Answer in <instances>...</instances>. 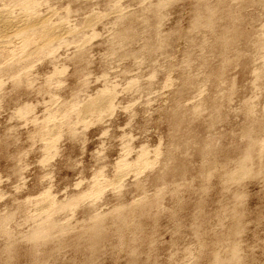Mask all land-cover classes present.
<instances>
[{
	"label": "rangeland",
	"instance_id": "rangeland-1",
	"mask_svg": "<svg viewBox=\"0 0 264 264\" xmlns=\"http://www.w3.org/2000/svg\"><path fill=\"white\" fill-rule=\"evenodd\" d=\"M12 1L0 0V9L9 5L13 14L19 13L21 8ZM39 1L37 16L51 17L54 27L67 25L81 35L63 34L67 44L47 48L40 33L43 38L37 35L35 45L16 51L19 56L0 51V227L2 219L9 218V234L0 231V264H209L210 251H226L222 248L226 243L216 240L227 236L232 226L229 239L237 241L242 264H264V146L254 150L258 157L253 152L256 163L251 176L236 171L234 180L222 177L227 160H233V166L245 151L247 137L242 131L252 127L255 119L261 127L256 122L253 126L258 129L251 131L259 130L264 141V76L256 77L264 68V52L253 47L264 34L262 3L229 0L218 8L211 29L195 27L199 3L215 7L218 0ZM157 2L164 4L160 17L151 11ZM228 7L240 13L247 34L228 54L233 63L225 78L217 76V81L213 73L224 59L218 38L233 21L226 13ZM121 16L137 32L122 43L117 36ZM37 43L46 50L37 49ZM20 50H26L24 56ZM154 72L155 79L149 80ZM92 100L98 104L91 113L85 112L84 106ZM249 106L252 115L256 113L254 120ZM214 109L221 111L223 119L211 128L209 123L218 118ZM82 112L89 116L80 117ZM209 126L218 139L209 152L214 155L206 157L216 164L217 172L203 179L198 145L208 139ZM105 131L107 136L101 135ZM186 137L194 143L191 148L182 145ZM143 152L152 166L138 176L136 171L141 169L123 164L134 163ZM170 155H174L172 162ZM114 181H121L123 187L112 186ZM97 182L104 183L100 196L94 191ZM237 192L241 198L235 204ZM49 200L57 204L56 210ZM132 207L136 211L124 232L126 245L119 246L116 216L122 208L127 212ZM52 222L51 237L44 241L32 237L36 229H46ZM98 223L103 224L99 232L103 238L96 245L90 227ZM195 224L203 226L197 230L206 233L207 249L195 236ZM133 237L139 242L132 246L128 242ZM200 251H205L204 257Z\"/></svg>",
	"mask_w": 264,
	"mask_h": 264
},
{
	"label": "bare ground",
	"instance_id": "bare-ground-1",
	"mask_svg": "<svg viewBox=\"0 0 264 264\" xmlns=\"http://www.w3.org/2000/svg\"><path fill=\"white\" fill-rule=\"evenodd\" d=\"M229 0H218V2H217V6H215V7H206L205 5H204V3L202 2V1H200V3H199V7L201 8V10H199L198 11V14H197V18H196V23H195V27H196V25H201V26H205V27H207V28H211V29H213V27H214V20H215V17H217L216 15H217V12H219V10H218V8L219 7H221V9H222V5H224V4H226L227 2H228ZM249 1V0H248ZM251 1V0H250ZM262 4V6H264V0H259ZM259 1H257L258 3H259ZM12 2H14L15 3V5L16 6H19L18 8L20 9V12L19 13H16V14H13L14 13V11L15 10H11V9H13L12 7H11V9L9 8H7L6 6V8L4 9L3 7V9H0V51H2V52H8L9 54H12V58H13V55H15V53H16V51L17 50H19L20 48H23L24 49V46H27V45H30V44H34L35 42H36V40H39L38 38H37V35H39V36H41L40 35V33L42 34V35H44V39H43V41L45 42V44H47V45H45L44 44V46L46 47L47 46V48H50V47H52V46H56L58 43H60V42H64L65 41V43L67 42V40H69V39H67V38H65L64 36H63V34L64 35H66V34H68V35H74V37H76V36H79V35H81L80 34V30L79 31H76V32H74V30H72V29H70V27H66L65 25V27H62V26H56V27H54L53 25H52V23H51V21H52V18H51V21H50V18H48V17H40L39 16V14H38V16H37V13L35 12V9L36 8H38V7H40L39 6V4H40V1L39 0H13ZM164 1H162V3H163ZM239 2V1H238ZM253 2H254V0H253ZM159 2H157V4H158ZM216 3V2H215ZM249 3V2H248ZM252 3V2H251ZM13 4V3H12ZM11 4V5H12ZM256 4V3H255ZM4 5V4H3ZM41 5V4H40ZM155 5V4H154ZM154 5H153V7H154ZM167 5V4H166ZM165 5V6H166ZM242 5V4H241ZM226 6V5H225ZM230 6V5H229ZM151 7L152 8V12L153 13H155V15L157 16V17H160L161 15H160V13H161V11H163L164 9V4H158V5H156V7ZM224 8V7H223ZM229 8V11L228 12H226L227 14H228V16L229 17H231V18H233V21H232V19H231V23H230V26L227 28V29H225L226 30V32L223 34L221 31V33H220V37L218 38V40H219V42H218V44H220L219 46H220V49H221V51H222V56L224 57V59H222V63H221V66H219V68L217 67V68H215V69H217L216 71L214 70V69H212V70H214L215 72L213 73V77L214 78H225V74H226V70H227V67L229 68V64L230 63H233L231 60H229L228 58H227V56H229L228 54H230V52H232V50L233 49H235V46H236V43H237V41L239 40V39H241V38H243L244 36H246V31H243L242 30V20H243V18H241L240 17V13H235V12H232V10L230 9V7H228ZM238 8H240V7H238ZM237 8V9H238ZM15 9V8H14ZM220 9V8H219ZM225 9V8H224ZM236 9V8H235ZM148 10V9H147ZM18 11V10H17ZM240 11V10H239ZM225 12V11H224ZM241 12V11H240ZM118 13V12H117ZM116 13V14H117ZM119 13H120V11H119ZM196 13V12H195ZM121 14V13H120ZM154 15V14H153ZM222 15V14H221ZM224 15V14H223ZM53 16V15H52ZM157 17H155V18H157ZM119 19H118V22H119V27H120V32L117 34V36H118V40L119 41H121V43H122V41H126V40H129V39H131L132 38V36L134 35V34H136L134 31H135V29L132 27V25H133V23H132V25H131V22H130V20H127V18H125V17H118ZM146 18V17H145ZM239 18L241 19V20H239ZM134 19V18H133ZM132 21H134V20H132ZM157 21V20H156ZM238 21H241V22H238ZM145 22V21H144ZM222 22V21H221ZM227 23V22H226ZM241 23V24H240ZM87 24V23H86ZM239 24H240V26H239ZM61 25H63V23L61 24ZM90 25V24H89ZM143 25V24H142ZM156 25V24H155ZM219 25V24H218ZM88 26V25H87ZM200 26V27H201ZM84 27V26H83ZM156 27V26H155ZM199 27V26H198ZM264 27V26H263ZM197 28V27H196ZM87 29H88V27H87ZM157 29V28H156ZM223 29V28H222ZM149 30V29H148ZM159 32V31H158ZM263 32V31H262ZM261 32V33H262ZM214 33V32H213ZM246 33V34H245ZM258 35H259V33H258V31L256 32ZM261 33H260V35H261ZM149 34V33H148ZM153 34V33H152ZM159 34V33H158ZM157 34V35H158ZM251 34V33H250ZM150 35H151V32H150ZM160 35V34H159ZM256 35V34H255ZM257 35V36H258ZM259 35V37L256 39V41H255V44H254V48L258 51H261V54L264 52V34L262 33V35L260 36ZM38 36V37H39ZM61 36V37H60ZM137 36V35H136ZM135 36V37H136ZM42 38H43V36H41ZM40 37V38H41ZM153 37V36H152ZM156 37V36H155ZM42 38H41V40H42ZM150 38H151V36H150ZM254 38V37H253ZM74 39V38H73ZM134 39V38H133ZM250 39V38H249ZM41 40H40V42H41ZM152 40V39H151ZM17 41L19 42L20 41V45H17V46H19V47H17L16 45H15V43H17ZM153 41H154V38H153ZM158 41V40H157ZM215 41V40H214ZM38 42V41H37ZM162 42V41H161ZM68 43V42H67ZM66 43V44H67ZM84 43V42H83ZM64 44V43H63ZM217 44V43H216ZM238 44H239V42H238ZM252 45H253V42L251 43ZM35 45V44H34ZM38 43H37V46H36V48L38 47ZM43 45V44H42ZM118 45V44H117ZM156 45H158V44H156ZM21 46V47H20ZM41 46V45H40ZM57 46H60V45H57ZM238 46V45H237ZM30 47V46H29ZM146 47V46H145ZM158 47V46H157ZM161 47V46H160ZM242 47V46H241ZM244 47V46H243ZM25 48H27V47H25ZM39 48V47H38ZM37 48V49H38ZM44 48V47H43ZM43 48L41 49V48H39L41 51L43 50ZM55 48V47H54ZM237 48V47H236ZM247 48V47H246ZM253 48V49H254ZM36 49V50H37ZM238 49V48H237ZM251 48H249V50H250ZM35 50V51H36ZM44 50H46L45 48H44ZM43 50V51H44ZM51 50V49H50ZM163 50V49H162ZM255 50V51H256ZM23 51H25V53H26V50H23ZM23 51H19V52H23ZM30 51V50H29ZM34 51V52H35ZM41 51H37V53L39 52H41ZM42 51V52H43ZM48 51H49V49H48ZM234 52H235V50H233ZM256 51V52H257ZM18 52V51H17ZM28 53V52H27ZM38 53V54H39ZM220 53V52H219ZM1 54V53H0ZM3 54V53H2ZM7 54V53H6ZM42 54V53H41ZM45 54V53H44ZM16 55H18L19 56V54L18 53H16ZM20 55H23V53L22 54H20ZM260 55V54H259ZM259 55L257 56V57H259ZM9 57L11 56V55H8ZM24 56V55H23ZM26 56V55H25ZM256 56V55H255ZM14 57H16V56H14ZM21 58H22V56H20ZM239 57V56H238ZM242 57V56H241ZM18 58V57H17ZM20 58V59H21ZM26 58V57H25ZM230 58V57H229ZM260 59V58H259ZM264 59V58H263ZM262 59V60H263ZM18 60V59H17ZM16 60V61H17ZM24 60V59H23ZM20 60H18L17 62H19ZM12 62H14V61H12ZM20 62H22V61H20ZM205 62H207V60L205 61ZM262 62H264V61H262ZM243 63V62H242ZM264 64V63H263ZM3 65V64H2ZM206 65V64H205ZM232 65V64H231ZM216 67V66H215ZM257 71V70H256ZM218 76V77H217ZM261 76L263 77L264 76V68L262 69V70H260V72L258 73V75L256 76L257 77V80L259 79V78H261ZM16 77V76H15ZM228 78V77H227ZM222 79V80H223ZM220 80V79H219ZM217 81H218V79H217ZM215 82V81H214ZM222 83V82H221ZM215 84V83H214ZM263 85V84H262ZM190 87V86H189ZM188 88V87H187ZM259 88H261V87H259ZM235 94V93H234ZM101 99V98H100ZM225 99V98H224ZM96 100H92V101H88L86 104V106H84V107H86L87 109H85V108H83L84 109V111L86 110V111H88L89 113H91L90 111H92V107L94 106V103L96 104V102H95ZM101 100H99L98 99V103L100 102ZM103 101V100H102ZM101 101V102H102ZM210 101V100H209ZM212 102V101H211ZM250 102V101H249ZM91 103H93V105L91 104ZM97 103V104H98ZM103 103V102H102ZM104 103H106V102H104ZM218 103V102H217ZM89 104V105H88ZM96 104V105H97ZM204 104V103H203ZM208 104V103H207ZM210 104V103H209ZM213 104H215V103H213ZM92 105V106H91ZM103 105H105V104H103ZM100 104H99V106H97V107H99L100 108ZM105 106H108L107 104L105 105ZM109 106H110V104H109ZM211 106H212V103H211ZM96 107V106H95ZM96 107V113H97V110H98V108ZM247 107V106H246ZM250 107V106H249ZM94 108V107H93ZM110 108V107H109ZM197 108H199L200 109V107H198L197 106ZM252 107H250L249 109H248V113H249V115H252V113H253V108L251 109ZM196 110H198V109H196ZM85 111V112H86ZM93 111H94V109H93ZM200 111V110H199ZM196 112L197 114L198 113H200V112ZM247 111V110H246ZM85 112L83 113L82 112V114H84V116H80V117H85V115L87 114H85ZM95 112V111H94ZM221 111L219 110V109H214V111H213V113H215L214 115H215V118H217V119H212V121L213 122H210L209 124H210V126H211V128H214L215 127V123H216V121H218V120H220V119H223V118H219V117H221L220 115H222L221 113H220ZM255 112V111H254ZM190 113V112H189ZM195 113V115H197ZM80 114V113H79ZM88 115V114H87ZM92 115H93V113H92ZM182 115V114H181ZM191 115V114H190ZM217 115V116H216ZM246 115H247V112H246ZM255 115H256V113H254L253 115H252V119L254 120L255 118ZM89 116V115H88ZM199 116V115H198ZM223 116V115H222ZM248 116V115H247ZM254 116V117H253ZM200 117V116H199ZM249 116L247 117V118H250ZM213 118H214V116H213ZM257 118V117H256ZM178 120V119H177ZM190 120V119H189ZM250 120L251 119H249V122H250ZM256 120V121H255ZM253 122H255V123H253L252 121H251V123H253L252 124V127H254L253 125L254 124H256V122H258V125L257 126H259V125H261V124H259V121H257L258 119H255ZM261 120V119H260ZM180 121L181 122H185V120H183V119H181L180 118ZM196 122V121H195ZM249 122L247 123V125L249 124ZM187 123H189V122H187ZM250 123V124H251ZM176 124H177V122H176ZM208 124V123H207ZM249 124V125H250ZM181 124H180V122H179V126H180ZM246 125V126H247ZM255 125V130L256 129H258V128H256L257 126ZM178 126V125H177ZM208 126V125H207ZM210 126H209V128H210ZM181 127V126H180ZM189 127V126H188ZM187 127V128H188ZM251 126L249 127V128H246V130H243L242 132H244L245 131V138L247 137V144H246V148H245V151L244 152H242V153H240L241 155H238V157L235 159V161L237 160V162H235L234 164H233V166L231 165L232 163V161L231 160H227V162H226V164L223 166L224 167V169H225V172L223 173L224 175H222V173L220 174V175H222V177H223V180L224 179H228V180H234V178L236 177V171H238V172H240L241 173V175L242 176H246V175H250V172L253 170V168L254 167H252L253 166V164L254 163H256V157H258V153L256 154V152L258 151H255L254 152V150L255 149H257L259 146V148L260 149H263L262 147L264 146L263 144H264V141H263V139H260V137H262V136H260L259 137V135H258V131H257V133H255V134H257L256 136H255V134L253 133V131H255V130H252L251 131V128H252ZM261 126H259V128H260ZM178 128V127H177ZM211 128H210V131H209V133H210V135H209V137H208V139H209V142H207L208 141V139L206 140V141H204V142H202L201 143V141H200V144L198 145L199 147H200V154H202V157H203V168L201 169V172H200V176L202 175V177H203V179L205 178L206 179V177L208 176V177H210V176H214V174L217 172L216 170H215V168H216V164H213V162H211V159H208L207 160V158L208 157H206V156H208V154H209V152L210 153H212L213 152V147H212V145H214L215 143H216V141H217V139H216V137L218 136L217 134H215L214 132H212V130H211ZM253 128V129H254ZM179 129V128H178ZM177 129V130H178ZM189 129V128H188ZM245 129V128H244ZM49 130V129H48ZM209 130V129H208ZM215 130H216V128H215ZM176 131V130H175ZM196 131V130H195ZM52 131H50V133H51ZM177 132H179V131H177ZM208 132V131H207ZM206 132V133H207ZM261 132V131H260ZM49 133V132H48ZM50 133H49V135H50ZM232 133V132H231ZM52 134V133H51ZM188 134H191V133H188ZM53 135V134H52ZM242 135V134H241ZM190 136H192V137H190ZM189 137L193 140L194 138H193V133L190 135ZM198 136V135H197ZM220 136H221V134H220ZM258 136V137H257ZM48 137V136H47ZM185 137V136H184ZM188 137H186V141L185 140H183V138H182V145H183V147H186V148H189L191 145H193L192 144V140L191 139H187ZM203 138V137H202ZM202 138H200V140L202 139ZM205 138V137H204ZM207 138V137H206ZM243 138V137H242ZM198 139V138H197ZM51 140V139H50ZM51 141H53V139L51 140ZM189 141H191V143H189ZM196 141V140H195ZM220 141V140H219ZM181 142V141H180ZM196 142H199V141H196ZM197 144V143H196ZM195 144V145H196ZM216 145V144H215ZM177 147V146H176ZM245 147V146H244ZM191 148V147H190ZM196 148V147H195ZM212 148V149H211ZM178 149V148H177ZM215 149V148H214ZM239 149V148H238ZM198 150H199V148H198ZM244 150V149H243ZM243 150H241V151H243ZM144 151V150H143ZM185 151V150H184ZM262 150H260L259 152H261ZM175 152V151H174ZM233 152V151H232ZM255 153V160H253V158H254V156H253V154ZM263 152V151H262ZM128 153V152H127ZM260 154V153H259ZM209 155H214V154H209ZM233 156H234V154H233ZM236 156V155H235ZM139 158L138 159H136L135 160V162L134 163H132V164H123L124 166L126 165L127 167L129 166V168L130 167H137V168H139V170L140 171H138V173H137V171H136V174H138V176H139V173H142V171H144L145 169H147V168H149V167H151L152 165H150L149 163H148V160L145 158L146 157V154L144 155V152L142 153V155L140 156H138ZM173 157H174V155H173ZM171 155H170V158H169V160L172 162L173 160H174V158H173ZM225 157V156H224ZM260 157V156H259ZM264 157V156H263ZM228 158V157H227ZM230 158V157H229ZM232 158V157H231ZM202 159V158H201ZM215 159V158H214ZM220 159V158H219ZM234 159V158H233ZM261 160V159H260ZM169 161V162H170ZM216 161V160H215ZM254 161V162H253ZM234 162V161H233ZM260 162V161H259ZM159 163V162H158ZM231 163V164H230ZM174 164V163H173ZM120 165V164H119ZM228 165V166H227ZM258 165H260L259 163H258ZM263 165V163H262V161H261V166ZM171 166V165H170ZM211 166L213 167V168H211ZM255 166V165H254ZM260 166V167H261ZM119 167H121V166H119ZM167 167V166H166ZM182 167V166H181ZM230 167H233L232 168V170L230 169ZM122 168V167H121ZM126 168V167H125ZM132 168V169H133ZM251 168H252V170H251ZM258 168H259V166H258ZM257 168V169H258ZM131 169V168H130ZM129 169V170H130ZM131 169V170H132ZM185 169V168H184ZM261 169V168H260ZM126 170V169H125ZM128 170V171H129ZM164 170H165V168H164ZM167 170H169V169H167ZM181 170V169H180ZM186 170H187V168H186ZM198 170V169H197ZM127 170H126V172H128ZM166 171V170H165ZM179 171V170H178ZM185 171V170H184ZM188 171V170H187ZM254 171V170H253ZM251 172V174L252 173H254V172ZM161 172V171H160ZM163 172V171H162ZM162 172H161V174H162ZM181 172V171H180ZM186 172V171H185ZM185 172H183L182 171V173H185ZM167 173V172H166ZM188 173V172H187ZM171 174V173H170ZM187 175V174H186ZM216 175V174H215ZM219 175V176H220ZM161 176H163V175H161ZM251 176V175H250ZM121 177H123V176H121ZM182 177H183V174H182ZM162 178V177H161ZM194 178V177H193ZM201 178V177H200ZM237 178V177H236ZM235 178V179H236ZM120 179V178H119ZM119 179H118V181H119ZM158 179V178H157ZM160 179V178H159ZM239 179V178H238ZM117 180V179H116ZM121 181H122V179H120ZM121 181H120V184H121ZM204 181V180H203ZM208 181V179L206 180V182ZM115 183H112V186H114V185H117V183L118 182H116V181H114ZM205 182V181H204ZM206 182H205V184H206ZM223 182V181H222ZM100 183V182H99ZM98 182H97V184L95 185V187H94V191L96 192V193H98V195L99 194H101V192H102V184H104V183H101V185L99 184ZM146 183V182H145ZM165 183V182H164ZM114 184V185H113ZM119 184V183H118ZM119 184V185H120ZM229 184V183H228ZM105 185H107V184H105ZM109 185H110V183H109ZM181 185V184H180ZM94 186V185H93ZM108 186V185H107ZM111 186V185H110ZM111 186V187H112ZM121 187H123L122 185H120ZM118 187V189L119 188H121V187H119V186H117ZM141 187V186H140ZM144 187V186H143ZM158 187V186H157ZM93 188V187H92ZM92 188H91V190H92ZM105 188V187H104ZM160 188V187H159ZM117 189V188H116ZM225 189V188H224ZM105 189H103V191H104ZM93 191V190H92ZM92 191H89V193L91 192L92 193ZM94 191H93V193H94ZM143 191V190H142ZM239 191V190H238ZM86 192V191H85ZM94 194V196H97V197H99L97 194ZM238 193V192H237ZM234 194V196H233V200H234V202H235V204L236 203H239L238 202V198L240 197V194L238 193V194ZM90 195V194H89ZM87 196V195H86ZM85 196V197H86ZM93 196V195H92ZM50 198V197H49ZM144 198V197H143ZM241 198V197H240ZM239 198V199H240ZM47 199H48V196H47ZM77 199V198H76ZM85 199V198H84ZM142 200V199H141ZM218 200V199H217ZM76 201V200H75ZM143 201V200H142ZM57 203V202H56ZM77 203V202H76ZM145 203V202H144ZM49 204H50V207H52V209L53 210H56V206H57V204H55V202H54V200H49ZM69 204V203H68ZM146 204V203H145ZM200 204V203H199ZM199 204H197V205H199ZM202 204V203H201ZM71 205V204H70ZM123 205H125V204H123ZM142 205H143V203H142ZM238 205V204H237ZM244 205V204H243ZM130 206V205H129ZM236 206V205H235ZM50 207H47V209L48 208H50ZM73 207V206H72ZM204 207V206H203ZM120 208V207H119ZM200 208V207H199ZM64 209H66V208H64ZM124 209V210H123ZM127 209V208H126ZM126 209L125 208H122V210L121 209H118L117 211H120L119 212V216H116V217H118L117 219L119 220V226H117L118 227V231H117V237L119 238H117L119 241H120V243L118 244L119 246H124L125 247V245H126V240L124 241V238H125V236H126V234L127 233H124L126 230L125 229H128V227L129 226H131V223L129 222V220H131V216L133 215V211H136V210H133V207H132V209H129V211H127L126 212ZM197 209V208H196ZM204 208H202V210H203ZM51 210V209H50ZM200 211H201V209H199ZM240 210V209H239ZM70 211V210H69ZM123 211H125V213H127V214H123ZM52 212V211H51ZM54 212H56V211H54ZM53 212V213H54ZM240 212V211H239ZM104 213V212H103ZM194 213V212H193ZM199 213H203V212H199ZM212 214V213H211ZM230 214V213H229ZM236 214V213H235ZM54 215V214H53ZM48 216H50V215H48ZM102 216V215H101ZM140 216V215H139ZM200 216V215H199ZM99 217V216H98ZM215 217V216H214ZM96 218V217H95ZM202 218V217H201ZM9 219V218H8ZM8 219H2V226L0 227L1 229H0V231H2V233H4L5 235H8L7 234V228H6V223H8ZM48 219H50V217L48 218ZM99 219V218H98ZM103 219V218H102ZM116 219V220H117ZM203 219V218H202ZM1 220V219H0ZM46 220V219H45ZM110 220V219H109ZM117 220V221H118ZM133 220H135V219H133ZM54 221V220H53ZM56 221V220H55ZM197 221V220H196ZM1 222V221H0ZM55 223V222H54ZM53 222H52V225H50L49 227H48V224H47V227L48 228H46V229H36V231L33 233L34 235H32V237H35L34 239H36V238H38V239H41V238H43V241L44 240H46V238H48V237H51V232H52V230L54 229V226H55V224H54ZM93 223V222H92ZM137 224H139V223H137ZM237 224V223H236ZM239 224H240V222H239ZM239 224H237V227H239L240 225ZM5 225V226H4ZM89 226V225H88ZM102 226H103V224L102 223H98V224H96V225H94L93 227H90L91 229V232H92V234H91V240H93L95 243H96V245H99V243L101 242V240H102V238H103V236H102V233H99V232H101V229H102ZM136 226V225H135ZM139 226V225H138ZM195 228H196V230H195V236H196V234H197V240L199 241V244H200V246H201V248L203 247L204 248V246H205V248H206V244H205V241H206V239H205V234L203 235H201L200 234V232L198 231L199 230V228L201 229L203 226H201V224H195ZM236 226V225H235ZM138 228V227H137ZM240 228V227H239ZM198 229V230H197ZM141 230V229H140ZM140 230H138V231H140ZM206 230V229H205ZM209 230V229H208ZM231 230H233L234 231V227L232 226V228H230L227 232L229 233V234H227V236H226V234H224V236L223 237H218V238H220V239H217L216 240V242H221L220 244H227V243H229V245H226L225 244V247H222V248H224V250H226V251H224V253H216V252H214V250H212V251H210V253L208 254V256H209V258L207 259V261L208 260H210L209 261V264H212V263H216V264H242V258L243 257H241L240 256V247H239V245H238V243H236L237 241H235V242H231V240L229 239V236H230V233H231ZM114 231V230H113ZM134 231V230H133ZM236 231V230H235ZM90 232V231H89ZM128 232V231H127ZM132 233V232H131ZM201 233H203V232H201ZM216 233V232H215ZM224 233V232H223ZM222 234V233H221ZM232 234V233H231ZM1 235V234H0ZM14 235V234H13ZM90 235V234H89ZM220 235V234H219ZM136 236H138L137 234H136ZM207 236V235H206ZM226 236V237H225ZM8 237H10V236H8ZM214 237V236H213ZM233 237V236H232ZM11 238V237H10ZM9 238V239H10ZM45 238V239H44ZM83 238V237H82ZM116 238V237H115ZM143 238V237H142ZM231 238V237H230ZM33 239V238H32ZM33 239V240H34ZM105 239V238H104ZM133 239H134V237H133ZM133 239H130V241L128 242L129 243V245H132V244H136V243H138L137 242V240H133ZM140 239V238H139ZM205 239V240H204ZM215 239V238H214ZM146 240V239H145ZM202 240V241H201ZM234 240V239H233ZM38 241V240H37ZM37 241H35V242H37ZM40 241H42V240H40ZM142 241V240H141ZM149 241V240H148ZM215 242V243H216ZM41 243V242H40ZM153 243V242H152ZM142 244H143V242H142ZM151 244V243H150ZM154 244V243H153ZM213 244V243H212ZM12 245V244H11ZM36 246H37V244H35ZM96 245H94V246H96ZM208 245V244H207ZM42 246V245H41ZM40 246V247H41ZM113 246V245H112ZM133 246V245H132ZM139 246V245H138ZM138 246H136L137 248H138ZM148 246V245H147ZM150 246V245H149ZM221 246H223V245H221ZM39 247V246H38ZM39 247V248H40ZM92 247V249H94V251H95V247L93 248V246H91ZM123 247V248H124ZM131 247V246H130ZM135 247V246H134ZM220 247V246H219ZM38 248V249H39ZM122 248V247H121ZM132 248V247H131ZM153 248V247H152ZM200 248V247H199ZM202 248V249H203ZM209 248V247H208ZM10 249V248H9ZM134 248H132L131 250V253L133 254L134 252V250H133ZM207 249V248H206ZM213 249V248H212ZM215 249V248H214ZM216 250V249H215ZM218 250V249H217ZM219 250H220V248H219ZM137 251V250H136ZM140 251V250H139ZM150 251H152V250H150ZM201 252V256H202V254L205 256V251H204V253L202 252V251H200ZM200 252H199V255H200ZM219 252V251H218ZM130 253V252H129ZM136 253V252H135ZM138 253V252H137ZM17 254V253H16ZM207 254V253H206ZM224 254V255H223ZM138 255V254H137ZM137 255L135 254L134 256H136L137 257ZM211 255V256H210ZM204 256H202V257H204ZM148 257V256H147ZM197 257H198V255H197ZM202 257H201V259H202ZM210 257H211V259H210ZM149 258H151V257H149ZM199 259H200V256H199ZM199 259H197V261L199 260ZM136 260V259H135ZM212 261V262H211ZM142 262V261H141ZM132 263V262H131ZM135 263H137V262H135ZM198 263H199V261H198ZM203 263V262H202ZM183 264H185V263H183ZM208 264V263H207Z\"/></svg>",
	"mask_w": 264,
	"mask_h": 264
},
{
	"label": "clouds",
	"instance_id": "clouds-1",
	"mask_svg": "<svg viewBox=\"0 0 264 264\" xmlns=\"http://www.w3.org/2000/svg\"><path fill=\"white\" fill-rule=\"evenodd\" d=\"M65 72H67V69H65L64 70ZM91 76V73H89L88 74V76H86L85 77V79H88L89 77ZM155 76H156V73L154 72L153 74H152V76H150V77H148V79L149 80H154L155 79ZM155 94V93H154ZM131 107V106H130ZM109 111H111V109H109ZM107 131H105V132H103V133H101V135H104V136H107ZM189 143H191V141H189ZM189 151H191V149H189ZM127 195H134L133 193H131V192H129V193H127ZM22 235H24V234H22Z\"/></svg>",
	"mask_w": 264,
	"mask_h": 264
}]
</instances>
